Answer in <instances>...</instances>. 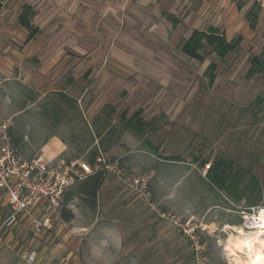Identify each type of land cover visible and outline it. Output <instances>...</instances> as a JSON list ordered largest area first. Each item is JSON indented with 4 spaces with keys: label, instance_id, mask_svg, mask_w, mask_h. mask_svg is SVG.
<instances>
[{
    "label": "rangeland",
    "instance_id": "rangeland-1",
    "mask_svg": "<svg viewBox=\"0 0 264 264\" xmlns=\"http://www.w3.org/2000/svg\"><path fill=\"white\" fill-rule=\"evenodd\" d=\"M119 1L4 0L0 117L10 119L21 155L34 158L51 140L45 156L66 147L55 158L90 163L96 150L107 161L120 158L125 172L122 178L106 172L95 208L79 198L63 204L71 185L32 245L42 255L55 251L52 264H104L90 251L102 240H109L107 264H243L244 252L228 239L238 227L252 230L246 211L264 206V72L247 75L264 51V6L230 0L235 12L220 25L229 39L243 35L240 46L225 58L201 49L206 58L199 61L183 43L214 18L185 20L183 11L174 25L161 14L171 9L161 0ZM24 3L34 6L41 28L27 44L18 21ZM253 6L255 29L247 18ZM140 108L152 126L135 132L122 116ZM218 159L243 176L240 200L210 184L207 171ZM134 174L147 179V195L131 188ZM113 229L119 248L111 246Z\"/></svg>",
    "mask_w": 264,
    "mask_h": 264
},
{
    "label": "built area",
    "instance_id": "built-area-1",
    "mask_svg": "<svg viewBox=\"0 0 264 264\" xmlns=\"http://www.w3.org/2000/svg\"><path fill=\"white\" fill-rule=\"evenodd\" d=\"M258 1L264 6V0ZM9 127V121L0 117V187L4 189L11 207L10 214L0 225V235L3 228L15 225L22 218L30 220L37 233L49 228L51 219L47 212L61 206L62 196L71 185L99 169L119 178L125 175L120 158L107 161L103 155L95 166L86 161H68L63 157L49 159L43 152L25 159L13 144ZM129 183L134 191L147 195L149 186L144 176L134 174ZM246 212V226L259 224L264 228V206L257 209L251 207ZM190 234L194 238L195 229ZM36 256L35 251L26 255L29 261H34Z\"/></svg>",
    "mask_w": 264,
    "mask_h": 264
},
{
    "label": "trees",
    "instance_id": "trees-1",
    "mask_svg": "<svg viewBox=\"0 0 264 264\" xmlns=\"http://www.w3.org/2000/svg\"><path fill=\"white\" fill-rule=\"evenodd\" d=\"M4 0H0V11L3 8ZM242 7V5H239ZM259 8L257 5L256 8ZM35 14L34 7L31 4H24L21 13L18 16L19 22L28 29V37L26 42L31 41L40 32V28L32 22V18ZM248 21L252 29L256 28L258 11H255V6L251 7L247 14ZM243 40V35L239 34L229 39L225 31L214 26H210L206 30L195 29L190 37H188L182 46V50L189 57L204 61L206 54L201 52L207 47L211 48V52H214L220 58H225L229 53L235 51ZM217 64L211 63L207 72H209L210 83L212 84L216 75ZM264 72V51L261 56H254L251 59V65L247 71V75L252 77L256 73ZM142 109L135 111L129 118L125 116V126L128 129L135 132H142L147 127L152 126L151 122H147L141 116ZM11 134V132H10ZM14 144V142H13ZM15 145V144H14ZM16 146V145H15ZM17 147V146H16ZM78 155H74L76 158ZM101 154L94 150L90 156V163L95 166L98 158ZM71 161L73 158H67ZM206 160L203 161L205 163ZM202 163V164H203ZM233 166L232 163L225 159H218L213 165H210V169L207 171V178L212 186H217L220 190H226L227 193L235 200H240L244 192L239 188V185L243 179V176L239 174L232 175ZM106 180V171L99 169L89 174L84 180L77 182L73 189L66 191L65 200L63 204H67L76 198L81 199L87 203L91 208H95L97 205L98 194ZM255 203V202H254ZM64 217L70 220L73 217L71 211L64 209Z\"/></svg>",
    "mask_w": 264,
    "mask_h": 264
},
{
    "label": "crops",
    "instance_id": "crops-1",
    "mask_svg": "<svg viewBox=\"0 0 264 264\" xmlns=\"http://www.w3.org/2000/svg\"><path fill=\"white\" fill-rule=\"evenodd\" d=\"M144 1H146V0H144ZM161 1L165 2V4H167V6L171 7V9L169 10V13L168 12H162L161 14L167 16V19L172 21L174 25L179 24L181 22V19L178 16H180V14L183 11H184L183 16H185V20H187V19L192 20L195 17V15H197L198 17H203V18H205V17L214 18V21L211 22V24H209L206 28H201L199 26H195L191 30V34L195 29L206 30L210 26H214V27H218V28L222 29L221 25H220L222 18H225L226 16H228L229 12L236 8L233 4H231L230 0L229 1L228 0H214V1L211 0L210 3H207V2L202 3L201 0H161ZM124 2H125V0L119 1V3H121V4H124ZM24 4H26V3H24ZM28 4H31V3H28ZM23 5H22V7H23ZM3 7H4V5H3ZM239 8H241V7H239ZM21 10H22V8H21ZM188 10H191L189 12V14H187ZM34 11H35V9H34ZM234 12H235V10H234ZM20 13H21V11H20ZM35 13H36V11H35ZM230 14H232V12ZM235 15H236L235 13L232 14V16H235ZM33 18H34V16H33ZM33 18H32V22H33ZM19 24L27 31V36H26L25 41H24L26 44L31 42L32 40H34L36 38V36L41 32V28L36 24L40 28V32L31 41L26 42L29 31L20 22H19ZM222 30H224V29H222ZM225 34H226V31H225ZM190 35H189V37H190ZM226 36H227V34H226ZM90 72H91L90 69L87 70V74ZM7 120L10 123V119L7 118ZM10 128H11V123H10V127H9V133H10ZM53 138H51V139H53ZM50 141L51 140L46 141L43 144L42 152L44 153V155L46 154L43 151L44 147ZM64 146H65V144H64ZM65 148L66 147L59 150L58 152L53 151L50 155H47L46 157H48L49 159H52V158L58 156L59 154H61L65 150ZM10 211H11V208L8 204L5 191H4V189H2L0 187V225L3 222V220H5L6 217L10 214ZM42 211H43V213H45V210H42ZM30 224L31 223L29 220H25L24 218H22L14 226L6 227V228L2 229V232L0 235V264H52V262H53L52 260L54 259L55 251H50V253H48L47 255H42V251H38V247L35 245H32L34 240L43 238L44 235L41 232L38 234L34 229H32V231H31L30 230ZM34 251L37 253V256H36L34 261H29L27 259V257H25V258L23 257L24 253H26V255H29L30 253H32Z\"/></svg>",
    "mask_w": 264,
    "mask_h": 264
},
{
    "label": "bare ground",
    "instance_id": "bare-ground-1",
    "mask_svg": "<svg viewBox=\"0 0 264 264\" xmlns=\"http://www.w3.org/2000/svg\"><path fill=\"white\" fill-rule=\"evenodd\" d=\"M246 230L238 227L237 235L231 234L228 243L229 246L239 248L245 254L243 264H264V228L262 225H250Z\"/></svg>",
    "mask_w": 264,
    "mask_h": 264
},
{
    "label": "clouds",
    "instance_id": "clouds-1",
    "mask_svg": "<svg viewBox=\"0 0 264 264\" xmlns=\"http://www.w3.org/2000/svg\"><path fill=\"white\" fill-rule=\"evenodd\" d=\"M111 246L114 248H119L120 236L117 234L116 230H110L109 232ZM109 248V240H102L99 244L93 245L90 249L91 255L98 261H104L107 264L106 250Z\"/></svg>",
    "mask_w": 264,
    "mask_h": 264
}]
</instances>
